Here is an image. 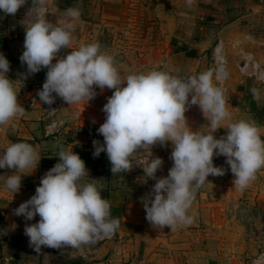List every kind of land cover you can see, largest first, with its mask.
I'll return each mask as SVG.
<instances>
[{
    "label": "clouds",
    "instance_id": "9594fccd",
    "mask_svg": "<svg viewBox=\"0 0 264 264\" xmlns=\"http://www.w3.org/2000/svg\"><path fill=\"white\" fill-rule=\"evenodd\" d=\"M26 3L0 0V11L15 15ZM187 3L191 5L192 0ZM49 7V0H31L19 60L26 64L27 74L47 69L37 95L48 106L56 97L73 105L94 99L96 88L113 90L101 109L104 122L97 128L103 143L93 140L92 155H107L112 176L129 172L135 163L142 168L143 183L155 181L141 197L145 218L154 229L175 230L193 223L189 211L196 193L209 175L225 174L223 167L214 166V156L225 157L238 190L243 191L256 179L257 172L264 168V139L255 123L231 120L223 91L213 84L210 71L182 78L159 70L157 65L147 72L125 76L115 58L101 52L98 43L81 44L60 56L73 44L81 10L69 7L62 21L53 23L47 18ZM9 71L10 62L0 53V125L25 114L13 81L6 75ZM251 92L254 98H260L257 88ZM193 105H198L207 121L205 131H193L188 125L185 112ZM220 128L226 133L216 138L214 133ZM168 142L172 166L166 176L157 177L164 161L153 156L151 150L156 145L169 146ZM56 147L58 162L40 178L35 194L14 209V214L26 221L40 217L24 228L30 247L37 253L42 247L95 244L110 238L119 228V220L111 216L109 200L102 198V190L96 179L90 178L85 162L72 147ZM138 152L150 155L138 162ZM41 156L38 146L26 142L0 147V169H12L14 173L4 176V189L18 192L22 177L33 172Z\"/></svg>",
    "mask_w": 264,
    "mask_h": 264
},
{
    "label": "crops",
    "instance_id": "0c3cea01",
    "mask_svg": "<svg viewBox=\"0 0 264 264\" xmlns=\"http://www.w3.org/2000/svg\"><path fill=\"white\" fill-rule=\"evenodd\" d=\"M129 0H49V15L48 19L55 23L62 21L64 11L69 7H78L81 10V17L77 25L76 31L73 33V44L69 49L62 50L59 54L63 56L67 51L78 48L90 37V31L95 27H104L106 25H115L118 12L121 11ZM175 4L180 3V0H174ZM130 2V1H129ZM205 9L208 11L207 25L211 28V38L215 43L219 42L223 51L225 60V90L229 98L226 105L229 108H237V114H231V120L237 121L240 119L248 120L255 123L261 133V138L264 139V83H261L253 76H246L237 71V66L240 61L250 56L258 68L264 71V0H202ZM151 3L155 6L156 10H163L161 5H164V0H152ZM31 6V0L22 6L15 15H5L0 11V53L4 54L10 62V71L6 73L7 77L13 81V86L17 91L18 103L24 107L25 114L23 117L13 119L7 125H0V147L6 146L9 143L26 142L33 146L40 148L41 159L37 167L29 175H25L21 180V187L18 192L11 193L4 189V176L14 174L12 169H0V264H60L59 261L72 262L77 261L79 264H95L90 262L91 254L94 257H102L108 252L107 262L114 264L116 260L126 257L128 250H124V245L120 243L121 236L128 233H136L134 225L128 223L125 216L119 213L117 216L112 217L119 220V228L114 233L111 240L100 243L98 247L89 250L88 245H81L80 247H62L60 249H53L42 247L41 252L37 253L30 247L28 237L24 234L26 224L36 223L40 217L37 215L31 221H26L22 216L14 214L16 209L22 202L28 200L35 194L36 186L40 182V178L46 173L48 169L58 162L57 145L62 144L65 148L72 147L80 150L89 155V160L85 162L86 169L89 172L90 178L96 179L94 182L98 187L105 184V182L112 181L108 177L107 167L108 162L104 161L106 154L101 152L99 157L94 158L92 153L93 140H98L103 143L102 135L94 132L96 137L92 138L87 135V129L81 125H88L87 120L91 116L85 118V121H78L80 109L82 110L81 103L63 106L60 109V116L65 125L63 129L57 134L49 137H44L41 131L42 121L38 108L29 109L27 102L30 97L35 95V91L29 89L26 81L38 77L39 72L35 74L26 73V64H22L19 60L23 52L24 41V24L27 17L28 8ZM164 7V6H163ZM142 8V5H141ZM144 8V7H143ZM149 8L148 7L145 9ZM196 7H191L195 10ZM176 10V9H175ZM177 10L181 11L178 7ZM108 18H110L108 20ZM95 30V29H94ZM180 45V42H179ZM195 45V44H194ZM189 46L184 49L181 45H175V55H184L185 58H193L197 55L195 46ZM177 46V47H176ZM53 63L56 62L54 58ZM45 69V76H46ZM45 76L38 81L37 89L42 88ZM257 88L260 92V98L253 97L251 89ZM98 94L101 90L96 88ZM102 95V94H101ZM103 100V97L96 102L98 104ZM84 102V103H83ZM39 98L36 99V104L39 105ZM86 105L85 101H82ZM233 112V110H231ZM103 115L94 116L95 128L97 129L100 124L104 122ZM223 157V156H222ZM214 158V157H213ZM94 160V161H93ZM224 168V167H223ZM229 170V169H228ZM259 179L255 181L259 187V193L256 196L258 203L263 205L264 208V168L257 172ZM19 174V173H16ZM23 175V174H21ZM233 174L228 172L221 178H215L209 175L208 181L200 188L204 190V198L206 204L205 218L213 219L215 212L213 210L214 197L213 188H221V194L230 193L229 188L233 186ZM88 179V177H85ZM226 195V194H225ZM201 196V193H200ZM106 198V197H105ZM201 204V198H195V202ZM210 206V207H208ZM210 208V209H208ZM203 213L197 210L191 212L194 219L201 217ZM149 227H152L151 225ZM179 231L175 233L176 238L181 242L179 247L187 248L189 256L193 255L196 250H199V245L195 243L202 242V237L199 235L197 229L189 230L186 235L183 227H178ZM150 228H143L138 230V235L142 236L143 243L152 241L154 239V231ZM165 232L157 237L158 240H163L162 243L167 245L173 235L169 234L170 229L165 227ZM205 237H208L209 228L205 227ZM159 234V232H158ZM117 239V241H115ZM193 244V245H192ZM196 248V250H195ZM85 250L87 254L83 257L78 256V251ZM142 255L147 253L148 248L142 245L140 249ZM89 252V253H88ZM200 252V251H199ZM212 251L208 252L203 260L204 264H212ZM223 254V253H222ZM60 256L61 258H57ZM230 255L221 256V264H230ZM224 259H227L224 260ZM153 262L150 264H179L176 259L166 256L158 255L153 257ZM89 261V262H87ZM199 259L190 257L188 264H201L198 263ZM61 262V263H64ZM148 264V263H147Z\"/></svg>",
    "mask_w": 264,
    "mask_h": 264
},
{
    "label": "rangeland",
    "instance_id": "374dc122",
    "mask_svg": "<svg viewBox=\"0 0 264 264\" xmlns=\"http://www.w3.org/2000/svg\"><path fill=\"white\" fill-rule=\"evenodd\" d=\"M129 1L127 4H132L125 6L118 12L115 25L92 28L90 37L83 44L98 43L101 52L115 58L118 70L125 76L129 72H147L159 65V70L182 78L210 71L212 82L217 86L214 78L213 46L215 41L210 36L211 28L207 25L208 11L205 9L202 0H192L191 5L187 3V0H180L178 4H175L174 0H164V5H161L163 10L154 9L156 5L154 6L151 3L152 0ZM148 3L149 8L145 9L148 7ZM196 6L195 10H191V7ZM178 7L181 8V11L177 10ZM179 42L182 49L197 44V49H195L197 55L193 58L175 55L174 47L177 44L179 48ZM222 87L224 98L228 102L231 96L227 97V91L224 89L225 80ZM112 91L106 88L101 92L102 95L96 91V97L88 102L85 101L86 105L83 104L84 102H80L82 110L80 109L81 114L79 113L78 121H85L87 120L85 116H91V119L87 120L89 124L81 125V127L87 129L89 131L87 135L92 138L96 137L94 132L97 131L94 127L96 124L93 123V117L99 115L105 117L101 109L107 102V97L112 95ZM102 97L103 100L96 104ZM226 107L231 114H237V108H229L227 105ZM185 116L193 131L206 130L207 121L198 105L191 106L185 112ZM225 133L226 129L220 128L214 135L219 138ZM168 144L169 146L166 147L156 145L151 150L153 156H159L164 161L162 170H158L156 173L157 177L166 176L168 169L172 166V161L169 159L170 142ZM148 155H150L148 152L135 154L138 162H142ZM104 161L109 164L106 172L112 181L107 180L105 184L98 188L102 190V198L106 197L109 200L111 214L115 217L122 213L127 222L134 225V231L138 232V230L146 227L155 232L154 239L147 243H143L144 239L137 232L134 234L128 233L117 238L124 245V250H128V254L126 257L116 260L114 264H123L130 259L135 261L144 260L146 264H150L154 261L153 257H158V255H168L176 259L179 264H188V259L192 256L199 259L198 263L202 262L201 264H204L203 260L209 251L213 253H210L213 259L212 264H221L219 257L224 256L225 258L228 255H230V264H248V260L244 258L245 255L255 256L264 248V208L261 206L263 204L258 203L259 200L256 199L259 193V187L255 184V181L259 179L258 173L256 179L243 191L238 190L233 185L229 188L230 193L227 192L226 195L222 196L221 188L212 189L214 203L211 206L215 212L212 220L205 218L206 200L203 195L204 190H198L196 198H201L202 203L194 201L189 214L194 210H201L203 214L201 217L193 219L191 225L183 227L185 229L183 234L186 235L191 229H197L202 237V242L195 243V245H199V250L195 248L196 252L189 256L187 253H182L183 251L189 252L187 248L179 247V244L183 242L175 235L179 228L170 230L169 234L172 235L173 233V235L166 245L162 243L163 240L157 239L165 231L149 227L150 224L145 218L146 213L141 197L150 190L155 181L149 179L147 183H143L142 168L135 163L129 172L112 176L107 155ZM213 164L214 166L224 167L225 174H228L229 166L225 163V157L214 156ZM221 177L223 176H216L215 178ZM206 225L209 228L208 237H205ZM143 244L148 248L147 253L144 255L140 251ZM93 245L98 247L100 243L96 242ZM107 256L108 252L97 258L91 254L89 261L95 262V264H110L106 260ZM56 257L61 258L60 256ZM224 260L227 261V259ZM61 262L64 261H59L60 264Z\"/></svg>",
    "mask_w": 264,
    "mask_h": 264
},
{
    "label": "built area",
    "instance_id": "2783aa9c",
    "mask_svg": "<svg viewBox=\"0 0 264 264\" xmlns=\"http://www.w3.org/2000/svg\"><path fill=\"white\" fill-rule=\"evenodd\" d=\"M213 55H214V63H215L214 78L217 82V87L223 90L222 83L225 80V60H224L223 51H222V48L219 42H216L213 46ZM237 71L240 74H243L246 76H253L257 80H259L261 83H264V71L258 68L257 64L250 56H247L240 61V63L237 66ZM26 84L29 87V89H32L35 91V95L29 98L27 102V107L29 109H34V108L39 109L40 118L42 121V125H41L42 135L44 137H49V136H53L57 134L58 132H60L61 129H63L65 125L59 112H60V109L63 106H65L66 103L61 98L56 97L55 103L52 104L51 106L42 104L41 102L39 103V105H37L36 99L39 98L37 95L38 81L31 78L26 81ZM113 237L114 235H112L110 238H105L97 242L103 243L108 240H111ZM93 246H94L93 244L88 245L89 250L90 249L92 250ZM86 254L87 252L85 250L78 251L79 257H83ZM244 258L248 260V264H264V248H262L260 252L256 254L255 256L249 257L245 255ZM96 264H101V263H96ZM123 264H146V263L144 260L135 261L134 259H130V260H127Z\"/></svg>",
    "mask_w": 264,
    "mask_h": 264
},
{
    "label": "trees",
    "instance_id": "16d2710c",
    "mask_svg": "<svg viewBox=\"0 0 264 264\" xmlns=\"http://www.w3.org/2000/svg\"><path fill=\"white\" fill-rule=\"evenodd\" d=\"M72 151H74L75 153H77L84 162H86V161L89 160V155L88 154L83 153V152H81L80 150H78L76 148H73ZM61 264H79V263L77 261H72V262H68V263L67 262H64V263H61Z\"/></svg>",
    "mask_w": 264,
    "mask_h": 264
},
{
    "label": "water",
    "instance_id": "95a60500",
    "mask_svg": "<svg viewBox=\"0 0 264 264\" xmlns=\"http://www.w3.org/2000/svg\"><path fill=\"white\" fill-rule=\"evenodd\" d=\"M44 76H45V69H41V70L39 71L38 77H37L35 80H36V81H39V80H41V78L44 77Z\"/></svg>",
    "mask_w": 264,
    "mask_h": 264
}]
</instances>
